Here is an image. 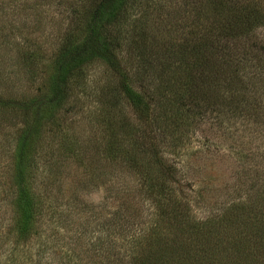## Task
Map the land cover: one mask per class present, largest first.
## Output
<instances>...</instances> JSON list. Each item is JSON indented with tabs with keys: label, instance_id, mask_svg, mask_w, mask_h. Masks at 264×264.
Wrapping results in <instances>:
<instances>
[{
	"label": "rangeland",
	"instance_id": "374dc122",
	"mask_svg": "<svg viewBox=\"0 0 264 264\" xmlns=\"http://www.w3.org/2000/svg\"><path fill=\"white\" fill-rule=\"evenodd\" d=\"M98 3L0 0V264L21 261L30 250L34 254L50 248L58 253L60 243L61 254L52 264H99L94 242L100 235L105 237L101 228L109 224L107 220L115 218L123 236L131 238L161 211L144 187L150 178V184L159 176L161 180V170L151 154L142 152L140 139L126 134L129 121L136 124L140 119L135 118L118 90L117 77L104 63H91L84 70V86L67 91L52 112L42 105L34 112L38 113L36 119L32 113L24 115L18 110L22 103L46 96L60 55L81 41L82 30ZM136 3L121 30L132 37L131 24L140 26L158 52L182 40L200 7L196 0ZM213 8L212 1L204 0L201 10L211 13ZM178 29L184 34L178 36ZM259 38L264 41V33ZM122 54L133 57L126 44ZM28 127L21 152L17 149L19 137ZM176 132L161 141L159 156L172 164L175 177L183 182L182 191L196 222L217 218L233 204L254 201L249 205H257L256 196L264 191V130L232 118L221 124L181 125ZM109 145L117 146L126 159H111ZM254 158L261 162L257 167L252 165ZM254 172L260 192L245 193L255 180ZM19 173L24 174L35 203L49 210L39 218L31 217L25 236L16 235V225L24 215L17 189ZM232 200L237 203H230ZM64 213L66 222L62 221ZM60 221L62 227L58 228ZM121 244L119 238L118 246ZM119 253L123 249L110 255L117 259Z\"/></svg>",
	"mask_w": 264,
	"mask_h": 264
},
{
	"label": "trees",
	"instance_id": "16d2710c",
	"mask_svg": "<svg viewBox=\"0 0 264 264\" xmlns=\"http://www.w3.org/2000/svg\"><path fill=\"white\" fill-rule=\"evenodd\" d=\"M209 1L214 5L211 13H202L204 0H196L200 7L190 31L183 35L178 29L182 40L158 52L140 26L131 24L132 37L121 30L138 6L136 0H99L82 30L81 41L60 55L46 96L17 107L36 119L38 113L34 112L42 105L52 112L67 91L84 86V70L100 61L117 77L119 92L140 119L136 124L129 121L126 134L140 139L142 152L151 154L161 170V180L159 176L153 184L151 178L144 183L147 195L155 198L161 211L131 238L123 236L115 218L107 220L109 224L101 228L105 237L100 235L94 242L99 264H264V191L256 189L257 172L245 190L260 192H256L257 205H249L254 201L233 204L217 218L196 222L182 191L183 182L175 177L172 164L159 156L161 141L177 133L181 125L205 126L237 118L264 130V41L259 38L264 33V0ZM124 44L131 49L132 58L122 54ZM29 133L28 127L19 137L17 149L21 152ZM107 151L113 160L126 159L115 145H109ZM252 163L254 167L261 164L255 158ZM45 165L49 168L51 163ZM17 178L24 215H20L16 235L25 236L31 217L39 218L49 210L35 203L24 174ZM62 218L66 222L65 213ZM56 226L62 227L61 221ZM60 244L58 253L50 248L34 254L24 251V258L11 264H52L61 254ZM117 248L123 253L113 259L110 254Z\"/></svg>",
	"mask_w": 264,
	"mask_h": 264
}]
</instances>
